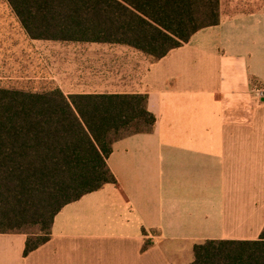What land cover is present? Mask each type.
Instances as JSON below:
<instances>
[{
    "label": "crops",
    "instance_id": "0c3cea01",
    "mask_svg": "<svg viewBox=\"0 0 264 264\" xmlns=\"http://www.w3.org/2000/svg\"><path fill=\"white\" fill-rule=\"evenodd\" d=\"M6 30L20 45L54 42L32 39L0 0V44ZM90 44L103 50L96 63L107 50L129 52L126 74L111 83L118 89L68 94H146L155 125L114 141L107 163L116 182L65 205L47 242L24 255L26 233H0V264H192L204 240L259 238L264 5L221 15L159 60L125 44Z\"/></svg>",
    "mask_w": 264,
    "mask_h": 264
},
{
    "label": "trees",
    "instance_id": "16d2710c",
    "mask_svg": "<svg viewBox=\"0 0 264 264\" xmlns=\"http://www.w3.org/2000/svg\"><path fill=\"white\" fill-rule=\"evenodd\" d=\"M6 1L32 39L125 44L153 61L221 16V0ZM155 122L146 94L0 86V233H26L24 255L47 242L65 205L116 182L114 141ZM193 253L192 264H264V228L257 239L204 240Z\"/></svg>",
    "mask_w": 264,
    "mask_h": 264
},
{
    "label": "rangeland",
    "instance_id": "374dc122",
    "mask_svg": "<svg viewBox=\"0 0 264 264\" xmlns=\"http://www.w3.org/2000/svg\"><path fill=\"white\" fill-rule=\"evenodd\" d=\"M263 5L264 0H221L220 14L225 17L231 16ZM4 36L6 43L0 44L2 87L33 92L60 87L67 94L73 91L118 89L111 83H116L125 76V68L131 60L129 52L110 53L107 50L103 57L104 63L103 61L96 63L100 56H103L101 55L103 50L90 43L48 41L30 46L15 43L17 34L12 30H6ZM113 55L114 63H110ZM122 58L125 60L122 61ZM28 231L36 232L37 229L31 227Z\"/></svg>",
    "mask_w": 264,
    "mask_h": 264
},
{
    "label": "water",
    "instance_id": "95a60500",
    "mask_svg": "<svg viewBox=\"0 0 264 264\" xmlns=\"http://www.w3.org/2000/svg\"><path fill=\"white\" fill-rule=\"evenodd\" d=\"M263 95H264V93H263Z\"/></svg>",
    "mask_w": 264,
    "mask_h": 264
}]
</instances>
